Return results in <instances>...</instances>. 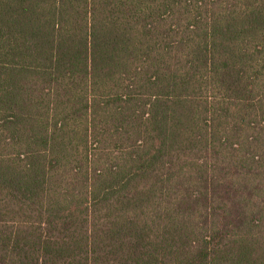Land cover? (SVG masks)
<instances>
[{
  "label": "trees",
  "instance_id": "16d2710c",
  "mask_svg": "<svg viewBox=\"0 0 264 264\" xmlns=\"http://www.w3.org/2000/svg\"><path fill=\"white\" fill-rule=\"evenodd\" d=\"M0 264H264V0H0Z\"/></svg>",
  "mask_w": 264,
  "mask_h": 264
}]
</instances>
